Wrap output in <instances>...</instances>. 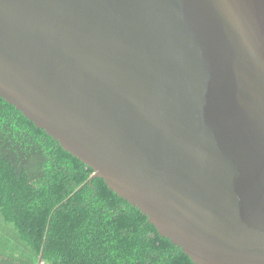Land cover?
<instances>
[{
    "label": "water",
    "instance_id": "obj_1",
    "mask_svg": "<svg viewBox=\"0 0 264 264\" xmlns=\"http://www.w3.org/2000/svg\"><path fill=\"white\" fill-rule=\"evenodd\" d=\"M0 98L194 264H264V0H0Z\"/></svg>",
    "mask_w": 264,
    "mask_h": 264
},
{
    "label": "trees",
    "instance_id": "obj_2",
    "mask_svg": "<svg viewBox=\"0 0 264 264\" xmlns=\"http://www.w3.org/2000/svg\"><path fill=\"white\" fill-rule=\"evenodd\" d=\"M0 98V264H194Z\"/></svg>",
    "mask_w": 264,
    "mask_h": 264
}]
</instances>
